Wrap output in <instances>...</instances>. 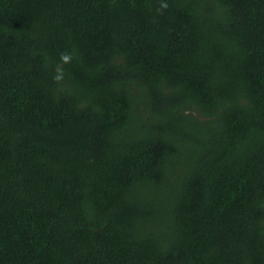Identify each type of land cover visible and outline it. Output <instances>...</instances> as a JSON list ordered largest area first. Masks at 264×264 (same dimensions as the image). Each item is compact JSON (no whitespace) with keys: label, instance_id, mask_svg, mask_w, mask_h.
I'll use <instances>...</instances> for the list:
<instances>
[{"label":"trees","instance_id":"trees-1","mask_svg":"<svg viewBox=\"0 0 264 264\" xmlns=\"http://www.w3.org/2000/svg\"><path fill=\"white\" fill-rule=\"evenodd\" d=\"M0 264H264V0H0Z\"/></svg>","mask_w":264,"mask_h":264},{"label":"clouds","instance_id":"clouds-1","mask_svg":"<svg viewBox=\"0 0 264 264\" xmlns=\"http://www.w3.org/2000/svg\"><path fill=\"white\" fill-rule=\"evenodd\" d=\"M63 59H64V60H67V59H68V57H67V56H64V57H63Z\"/></svg>","mask_w":264,"mask_h":264}]
</instances>
